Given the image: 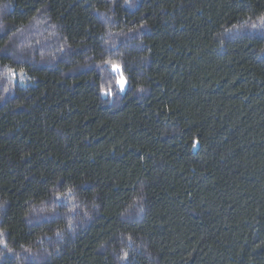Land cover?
<instances>
[{"label": "trees", "instance_id": "trees-1", "mask_svg": "<svg viewBox=\"0 0 264 264\" xmlns=\"http://www.w3.org/2000/svg\"><path fill=\"white\" fill-rule=\"evenodd\" d=\"M123 252L264 264V0H0V264Z\"/></svg>", "mask_w": 264, "mask_h": 264}, {"label": "snow or ice", "instance_id": "snow-or-ice-1", "mask_svg": "<svg viewBox=\"0 0 264 264\" xmlns=\"http://www.w3.org/2000/svg\"><path fill=\"white\" fill-rule=\"evenodd\" d=\"M109 63H111V62L109 61ZM113 70H114V72H116L121 77L117 81V87H118L119 91L123 92L125 90V87H126L128 81L126 78L123 77L122 69L120 68L119 65H113ZM23 75H24L23 73H20V79H23ZM12 76H13V78H15L16 74L13 72ZM103 94L106 96H110L113 93H112L111 89L109 88V89L105 90ZM139 211L142 212L143 209L140 208ZM69 227H71V225H69ZM128 239L131 240V237H129ZM4 247L7 248V244H4ZM120 258L124 261V264H132L131 259H129L128 252H123Z\"/></svg>", "mask_w": 264, "mask_h": 264}, {"label": "rangeland", "instance_id": "rangeland-1", "mask_svg": "<svg viewBox=\"0 0 264 264\" xmlns=\"http://www.w3.org/2000/svg\"><path fill=\"white\" fill-rule=\"evenodd\" d=\"M29 30H30V28L26 29V31H27L26 34H29L30 32H32L31 30H30V31H29ZM21 35H23V34H20V36H21ZM113 65H117V64H113ZM113 65H112V69H113ZM120 68H121V67H120ZM113 71H114V70H113ZM115 73H116V72H115ZM116 74H117V73H116ZM122 74H123V77L126 78V76L124 75L123 72H122ZM117 75H118V74H117ZM120 78H121L120 75H118V80H119ZM126 79H127V78H126ZM126 86H127V85H126ZM125 89H126V87H125Z\"/></svg>", "mask_w": 264, "mask_h": 264}]
</instances>
